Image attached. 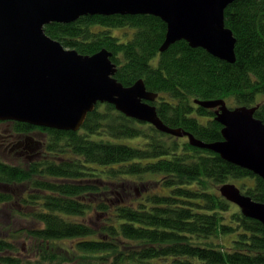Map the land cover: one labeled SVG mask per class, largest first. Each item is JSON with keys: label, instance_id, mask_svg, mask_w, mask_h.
I'll return each instance as SVG.
<instances>
[{"label": "trees", "instance_id": "obj_1", "mask_svg": "<svg viewBox=\"0 0 264 264\" xmlns=\"http://www.w3.org/2000/svg\"><path fill=\"white\" fill-rule=\"evenodd\" d=\"M225 23L234 63L185 40L160 52L167 26L150 14L86 15L45 32L84 55L109 50L117 81L142 79L158 93L152 104L166 125L215 142L223 126L195 99L258 105L264 121V0L234 1ZM114 28L135 31L123 42ZM12 127L43 136L33 161L0 158V264H264V225L219 191L239 180L264 202V179L250 170L110 103H98L78 131Z\"/></svg>", "mask_w": 264, "mask_h": 264}, {"label": "water", "instance_id": "obj_2", "mask_svg": "<svg viewBox=\"0 0 264 264\" xmlns=\"http://www.w3.org/2000/svg\"><path fill=\"white\" fill-rule=\"evenodd\" d=\"M234 1L0 0V121L78 131L98 103H110L128 117L186 136L192 146L218 153L264 179V121L255 116L258 105L229 107L224 99H195L197 105L215 109L214 118L223 126V140H199L159 118L152 104L158 93L147 90L144 80L131 86L117 81V65L109 50L84 55L45 32L53 22L71 23L86 15L150 14L167 26L160 52L185 40L193 48L234 63L236 38L225 23V10ZM240 189L227 183L219 191L244 216L264 225V202Z\"/></svg>", "mask_w": 264, "mask_h": 264}, {"label": "flooded vegetation", "instance_id": "obj_3", "mask_svg": "<svg viewBox=\"0 0 264 264\" xmlns=\"http://www.w3.org/2000/svg\"><path fill=\"white\" fill-rule=\"evenodd\" d=\"M12 122L14 120L0 121V126L4 125L0 127V153L14 161H33L40 155L38 151L42 147V137L36 131H16Z\"/></svg>", "mask_w": 264, "mask_h": 264}, {"label": "rangeland", "instance_id": "obj_4", "mask_svg": "<svg viewBox=\"0 0 264 264\" xmlns=\"http://www.w3.org/2000/svg\"><path fill=\"white\" fill-rule=\"evenodd\" d=\"M126 30H127V32H126ZM135 31V29H133V28H128V29H121V28H114L113 30H112V33H113V35H115V36H121L122 37V41L123 42H126V41H128L131 37H132V35H133V32ZM125 33H128L127 35H124ZM124 35V36H123ZM158 57V56H157ZM153 64L156 66L157 64H158V58H155L154 59V61H153ZM206 117H200V120L202 121V122H205L206 121ZM4 125H1L0 127H3ZM40 132V131H39ZM40 134V137H42L43 136V134L42 133H39ZM40 139H42V138H40ZM0 158L3 160V161H5V162H9V163H15V161H16V159H15V161H14V159H11L9 156H3L1 153H0ZM17 163H19V162H17ZM235 184H238L239 185V180H235ZM234 207H236L237 208V205H235V204H233V208ZM222 240L225 242V243H228V241H229V237L226 235V236H224L223 238H222Z\"/></svg>", "mask_w": 264, "mask_h": 264}]
</instances>
